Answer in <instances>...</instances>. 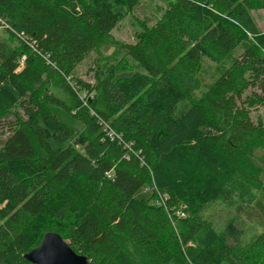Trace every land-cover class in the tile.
<instances>
[{
  "label": "trees",
  "instance_id": "trees-1",
  "mask_svg": "<svg viewBox=\"0 0 264 264\" xmlns=\"http://www.w3.org/2000/svg\"><path fill=\"white\" fill-rule=\"evenodd\" d=\"M118 1L0 0V264L49 233L89 264H264V0H174L133 43Z\"/></svg>",
  "mask_w": 264,
  "mask_h": 264
},
{
  "label": "rangeland",
  "instance_id": "rangeland-1",
  "mask_svg": "<svg viewBox=\"0 0 264 264\" xmlns=\"http://www.w3.org/2000/svg\"><path fill=\"white\" fill-rule=\"evenodd\" d=\"M127 0H119L116 8L117 11L122 13L123 19L119 23L118 27L113 31V38L116 40V43H133L135 32L140 30L142 26H152L157 20L174 5V0H139V4L128 9L126 6ZM253 17L258 26L259 30L264 32V10H258L253 12ZM0 37H5V32L3 28H0ZM100 54H93L91 57L86 60L80 67L77 68L75 72L76 77L90 81L93 78V74H90L91 69L95 66L98 59H101L105 62V66L113 64L117 59H121L123 55L118 50V46L114 45H103L100 47ZM101 56V57H100ZM133 64V63H132ZM210 67V66H209ZM138 68V67H137ZM210 69V68H209ZM214 70L213 68H211ZM120 75H131L127 72H120ZM202 90H200L197 95L201 94L202 91L212 82L213 77L210 75H205L202 78ZM58 115L61 120L67 123L71 129L78 128L80 134H84V129L81 125L72 121L71 117L58 112ZM253 119L257 120L259 117L264 121V110L261 112L253 113ZM75 131V129H73ZM78 132V130H76ZM75 131V133H77ZM54 147L63 146L57 143H52ZM67 144L64 145V147ZM250 166L252 171L264 172V161L259 159H250ZM153 190L144 189L137 193V199H145L151 203L160 201L158 197H154ZM127 249L134 255V251L129 243L124 242Z\"/></svg>",
  "mask_w": 264,
  "mask_h": 264
},
{
  "label": "water",
  "instance_id": "water-1",
  "mask_svg": "<svg viewBox=\"0 0 264 264\" xmlns=\"http://www.w3.org/2000/svg\"><path fill=\"white\" fill-rule=\"evenodd\" d=\"M32 264H89V259L75 253L69 243L56 233L47 234L39 247L24 256Z\"/></svg>",
  "mask_w": 264,
  "mask_h": 264
}]
</instances>
